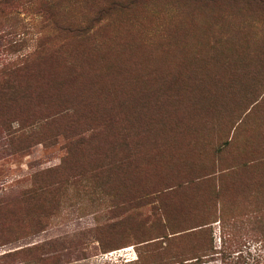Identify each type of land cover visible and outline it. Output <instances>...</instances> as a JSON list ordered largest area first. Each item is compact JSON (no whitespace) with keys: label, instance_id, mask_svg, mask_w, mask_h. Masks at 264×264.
Returning a JSON list of instances; mask_svg holds the SVG:
<instances>
[{"label":"rangeland","instance_id":"rangeland-1","mask_svg":"<svg viewBox=\"0 0 264 264\" xmlns=\"http://www.w3.org/2000/svg\"><path fill=\"white\" fill-rule=\"evenodd\" d=\"M2 83L0 264H264V0H0Z\"/></svg>","mask_w":264,"mask_h":264},{"label":"trees","instance_id":"trees-1","mask_svg":"<svg viewBox=\"0 0 264 264\" xmlns=\"http://www.w3.org/2000/svg\"><path fill=\"white\" fill-rule=\"evenodd\" d=\"M19 72V70L9 71L6 75L9 76L11 74H18ZM17 91L13 86H10V84H0V114L4 113L5 105L15 102L20 96Z\"/></svg>","mask_w":264,"mask_h":264},{"label":"built area","instance_id":"built-area-1","mask_svg":"<svg viewBox=\"0 0 264 264\" xmlns=\"http://www.w3.org/2000/svg\"><path fill=\"white\" fill-rule=\"evenodd\" d=\"M126 250L128 251L129 249H128V248H125V251H126ZM108 254H113V252H110V253H108Z\"/></svg>","mask_w":264,"mask_h":264},{"label":"bare ground","instance_id":"bare-ground-1","mask_svg":"<svg viewBox=\"0 0 264 264\" xmlns=\"http://www.w3.org/2000/svg\"><path fill=\"white\" fill-rule=\"evenodd\" d=\"M120 253V252H119ZM109 255V254H108ZM110 256V255H109ZM115 256V255H114Z\"/></svg>","mask_w":264,"mask_h":264},{"label":"flooded vegetation","instance_id":"flooded-vegetation-1","mask_svg":"<svg viewBox=\"0 0 264 264\" xmlns=\"http://www.w3.org/2000/svg\"><path fill=\"white\" fill-rule=\"evenodd\" d=\"M127 261H129V260H127Z\"/></svg>","mask_w":264,"mask_h":264}]
</instances>
